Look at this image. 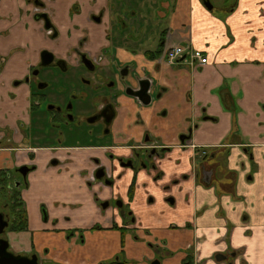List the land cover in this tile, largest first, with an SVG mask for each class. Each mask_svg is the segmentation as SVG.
<instances>
[{
	"label": "crops",
	"instance_id": "0c3cea01",
	"mask_svg": "<svg viewBox=\"0 0 264 264\" xmlns=\"http://www.w3.org/2000/svg\"><path fill=\"white\" fill-rule=\"evenodd\" d=\"M41 1L52 11V23L58 30L53 41L32 18L34 0H0V53L5 55V49L18 45L27 47L18 56H8L0 78H21L20 73L27 71L41 47L65 56L87 35L83 49L91 55L106 46L122 62H135L136 69L151 80L152 99L146 106L117 95L118 116L111 129L113 146L119 147L109 150L129 154L144 132L173 148L158 163L162 171L158 179L147 169H138L135 175L126 169L113 190L96 192L100 199H110L115 193L126 199L135 177L133 196L128 200L135 223L130 234L132 227L123 225L125 219L113 206L99 208L94 198L98 186L91 189L85 181V170L92 167L90 156L108 163L102 153L108 149L82 152L61 144H35L29 157L26 153L32 144L16 133L13 121L17 106L0 101V125L13 121L12 141L0 135V170L23 163L34 166L27 175V186L20 190L26 228L8 229L4 235L10 250L36 254L39 264H100L114 258L124 259L126 264H152L154 260L188 264L187 246L193 245L196 264H264V0L130 3V36L119 40L114 35L113 42L106 39L101 26L88 20L90 13L107 8L111 0ZM158 1L165 4L166 12L162 23L151 21L162 29L149 42L146 26L151 19L147 18L153 17ZM74 4L79 7L72 11ZM175 45L198 49L208 61L195 66L186 57L170 65L161 54ZM18 62L23 64L21 70ZM10 82L0 89V95L6 89L14 91L12 86L19 84ZM23 86L25 99L30 86ZM158 92L159 98L155 97ZM3 112L8 113L7 118ZM187 133L184 145H228L227 170L235 174L229 180L232 188L202 185L191 175L194 150L177 146L180 135ZM114 223L123 225L124 233L112 228ZM94 225L100 227L92 228ZM217 254L222 258H216Z\"/></svg>",
	"mask_w": 264,
	"mask_h": 264
},
{
	"label": "flooded vegetation",
	"instance_id": "af4514ba",
	"mask_svg": "<svg viewBox=\"0 0 264 264\" xmlns=\"http://www.w3.org/2000/svg\"><path fill=\"white\" fill-rule=\"evenodd\" d=\"M111 2H118V0H111L107 8H102L96 12L90 13L88 16V20L95 26H101L100 28L105 32V37L108 41L113 42L114 40H116L115 37H112L114 35H118L119 40H128V37L130 36V24L127 14L129 13V11H126V9H124V11H117L113 8V3ZM76 7H79V4H76ZM30 12L32 18L35 19L36 22H39L41 24V28L43 29L45 37L52 41L57 39L58 30L52 23V11L46 9L43 1L34 0ZM42 14H46V16L42 17ZM46 24L49 25L48 28L45 27ZM87 39L88 36L85 35L78 41L75 46H73L66 52L65 56H63L62 54H56L55 52H53V50L47 47H41L34 55V61L29 65L27 71L23 74L20 73V76H23V78L15 83L17 84L21 82H27L30 86V100L32 101L29 109H31V111H33L34 109L40 110V107L46 106V111L41 110L40 112L46 113L43 114L46 115L45 117H47L49 121H51L50 125L53 128L52 131L61 134L64 137L62 141L57 140L52 144H61L62 146L73 147L76 149H80L82 152L88 151L89 149L101 150L105 147L108 149L102 152L104 155V160H107L108 163H104L103 159L98 157L97 155L90 156L89 159L91 161L92 167L85 170V181L91 189L94 188L93 186L95 185L98 186L97 190L94 191V198L98 203L100 209H105L109 206H113L117 210L118 214L125 219V223H123V225L132 227V225H134L135 223L132 212L131 210H129L128 200H131L133 196L135 183L134 176L132 177L131 183L129 184L126 191V199L118 193H115L110 199H100L97 193H99V190L103 188L113 190L116 186V181L121 176V172L126 169H131L134 175L137 173L138 169H147L149 172L154 173L153 179H158L162 173V171L159 169L158 163L173 147L172 145L161 144L159 140L152 138L147 132H144L142 139L138 141L137 144L131 145L129 154L118 155L114 152V150H109L111 148L119 147L113 146L114 137L111 129L113 120L118 116L117 107L115 106L117 95L124 94L128 97H131L142 106L143 104L137 101L134 97L125 94V89L129 88L131 90H135L134 88H137L135 78H144L149 80L151 89V80L146 77V74H144L143 72L140 73L136 69L137 66L135 62H122L121 60L115 58L113 56V53H111L110 48L106 46L101 48L99 53L91 55L89 52L83 49V44ZM26 50L27 47H21L18 45L13 49H5L6 56L0 53V76H3L1 71L3 72L5 61L8 56L9 58L14 55L18 56L19 53H23ZM44 51L50 52L52 54L51 61H49V63L46 65L42 64V62L44 61L42 52ZM160 52L158 54H160ZM186 57L188 58V56L186 55L182 59H185ZM161 59H165L164 51L161 54ZM180 60L170 65H175ZM187 62L190 65L197 66V64L195 63H190L189 61ZM22 66L23 64H21V62H18L19 70H21ZM54 76H75L79 79H82V81H86V76L94 78L95 81L98 80V76H107L113 81V83L110 84L114 85L116 83L118 87L117 91L113 95L108 97L105 94H99V92H97V88L99 87V85L105 86L107 85L108 81L104 80L100 83H93V95H91V98L96 99L99 102L90 109L91 115L89 117L76 119L75 117H73L74 112L71 111V103H67L65 98L61 100V97L58 93L53 94V92L46 90L48 88L50 79ZM155 95V97L159 98L160 92L156 93ZM137 113L139 115V112ZM39 129L43 130L42 128ZM37 130L38 128H32L31 135H33L34 131ZM21 131L22 129L17 126L16 133L19 132L22 135ZM190 131L191 129H189V133ZM187 137L188 133L181 134L179 137V141H181V143H179L177 146L181 148L188 146L194 150V156L192 158L193 169H191V175H193L196 181L202 185H213L219 190L232 188L233 181L229 180H233L235 174L234 172L227 170L228 157L231 151L230 148L227 147L228 145H184L183 143ZM8 140L12 141L11 137L8 138ZM22 140L27 141L23 137ZM35 144L39 143H37L36 141V143L32 144V146L29 147L31 151L26 153L27 155H29V157L33 156L32 151H34L36 149L35 147H37ZM18 155H22V153ZM55 162L56 160L53 159L52 163ZM23 166H26L28 168L25 176H23L18 171V169ZM14 170L20 174L19 178L14 179L11 174V170H8L6 168L0 170V178L4 179V183L0 184V212L3 213L4 219L8 222V225L5 227V229L7 228V230L12 229L10 227V224L15 217L13 212L18 208H21L22 206L20 190L27 186V175L29 172L34 170V166L23 163L15 167ZM185 175L188 176V174ZM171 182L175 183L176 179H172ZM168 188L169 187H164V189L166 190ZM230 193L231 195L233 194L232 192ZM168 199L169 202L173 201L171 197ZM15 205H18L19 207H14ZM1 208H8L7 210L9 212H4ZM111 226L112 228L118 229L121 233H124V227L117 226L115 223ZM99 227V225H94L92 228ZM5 229L3 231H5ZM133 231L134 227H132L130 230L128 229V232L130 234L134 233ZM4 235L3 238L0 239H4L8 242ZM132 237L135 239L137 238V235H134ZM120 243L121 247H123V237H121ZM194 250L195 248L193 245L187 246L186 257L189 264H196V262L194 261ZM8 251L13 253L14 255L28 257H30L31 255H36H22L14 253L9 248V242ZM121 254L122 250L121 252H119V255ZM217 255L218 256H216V258H222L221 254ZM37 260L39 264L38 257ZM117 262L119 264H126V260H116V258H114V260H111L110 262L100 264H116ZM154 262H157L156 264L159 263L158 260H154L152 264H154Z\"/></svg>",
	"mask_w": 264,
	"mask_h": 264
},
{
	"label": "rangeland",
	"instance_id": "374dc122",
	"mask_svg": "<svg viewBox=\"0 0 264 264\" xmlns=\"http://www.w3.org/2000/svg\"><path fill=\"white\" fill-rule=\"evenodd\" d=\"M111 3H113V8L116 9L117 11L119 10L124 11V9H126L127 11L128 8H130V6L128 5L130 3L135 5H138L136 3L145 5V2L143 0H134V1L118 0V2H111ZM156 4L158 6L155 9L153 8L154 11L152 18L150 17L147 18L148 15L145 14V17L147 19H151L150 21H148L149 25L146 26L148 29L147 32L149 34L147 40L149 42H151L153 38L154 39L157 38L159 36L158 34L160 32V29H162L160 28L161 26L157 29L158 25L156 23H152L151 21H153V19H158V21H161L162 23V19H163L162 15H164L166 12L165 4H161L159 1ZM9 7H12L11 2L9 3ZM71 8H73L72 11H75V8H77L76 4H74ZM74 24L78 26L77 23ZM139 37H141V35H139ZM22 78L23 76H21V78L8 77L6 80L5 79L2 80L0 78V89L2 90L6 85L7 86L10 85L11 84L10 80H14V82H18ZM86 78H87L86 81H82V79H79L78 77L75 76H54L50 79L48 88L46 89L48 91L53 92V94L58 93L61 97V100L65 98L67 103H71L72 104L71 111L74 112L73 117H75L76 119L89 117L91 115L90 109L99 102L98 100L91 98V95H93L92 93L93 83H100L101 81L104 80L108 81L107 85L105 86L99 85V87L97 88V92H99V94H105L108 97L113 95L117 91V87H118L116 83L114 85H111L110 83H113V81L107 76H98L97 81H95V79L90 76H86ZM23 84H28V83L21 82L17 85L14 84L12 86V88L15 89L14 91L10 89H6L5 92H2V94L6 93V96L3 97L2 94L0 95L1 102L14 103L15 106H17L16 110L18 111V113L16 114V117L13 118V121L15 122V125H17L19 128L22 129L21 131L22 137L32 144L36 143V141L39 144H45V143L52 144L57 140L62 141L64 138L63 135L53 132L52 131L53 128L50 125L51 121H49L48 118L45 117L46 115H44L46 113L43 112L44 113L43 114L40 112L41 110L46 111L45 108L46 106L40 107V110L34 109L33 111H31V109H29L32 100H30V94L27 97H25V99H23V95L25 92V87L23 86ZM3 116L7 118L8 113L3 112ZM1 118H0V123L2 122ZM13 121L9 120L8 122L2 123V125H0V135H3L4 137L3 139L5 140L12 137L10 133L12 124L10 122ZM32 128L34 129L38 128L37 131H34L33 135H31ZM39 128H42L43 130H40ZM11 174L14 179L20 177V174L17 173L14 169L11 170ZM1 209L4 212L8 211L7 210L8 208H1ZM6 230L7 228L5 229V231H3L0 234V238H3V235L6 232Z\"/></svg>",
	"mask_w": 264,
	"mask_h": 264
},
{
	"label": "water",
	"instance_id": "95a60500",
	"mask_svg": "<svg viewBox=\"0 0 264 264\" xmlns=\"http://www.w3.org/2000/svg\"><path fill=\"white\" fill-rule=\"evenodd\" d=\"M42 17H45L46 14H42ZM46 28L49 27L48 24L45 25ZM42 56L44 61L42 62L43 65H46L51 61L52 54L50 52L44 51L42 52ZM48 57V58H47ZM46 58V59H45ZM135 82L137 88L135 90L125 89V94L134 97L137 101H139L143 105H147L150 103L151 94L149 93L150 90V82L147 79H137L135 78ZM18 171L25 176L28 171L26 166L20 167ZM42 213L45 219V210L42 206L41 208ZM8 225L7 220L4 219L3 213L0 212V234L3 232L5 227ZM220 258V257H218ZM157 262H154L156 264ZM0 264H38V260L36 255L28 256H21V255H14L10 251H8V242L4 239H0Z\"/></svg>",
	"mask_w": 264,
	"mask_h": 264
},
{
	"label": "built area",
	"instance_id": "2783aa9c",
	"mask_svg": "<svg viewBox=\"0 0 264 264\" xmlns=\"http://www.w3.org/2000/svg\"><path fill=\"white\" fill-rule=\"evenodd\" d=\"M164 55L169 64L176 63L186 55L188 56V61L190 63H195L197 65H202L208 61L207 55L202 51L198 49H189L188 47H183L181 45L166 48L164 50Z\"/></svg>",
	"mask_w": 264,
	"mask_h": 264
},
{
	"label": "trees",
	"instance_id": "16d2710c",
	"mask_svg": "<svg viewBox=\"0 0 264 264\" xmlns=\"http://www.w3.org/2000/svg\"><path fill=\"white\" fill-rule=\"evenodd\" d=\"M162 44H159L161 46ZM160 50L157 51L159 53ZM4 183V179L0 178V184ZM19 205V204H18ZM18 205H15L14 207H19ZM14 219L12 220L10 227L15 230L24 229L26 228V216H25V210L21 207L15 210L14 212ZM189 264V262H188Z\"/></svg>",
	"mask_w": 264,
	"mask_h": 264
}]
</instances>
